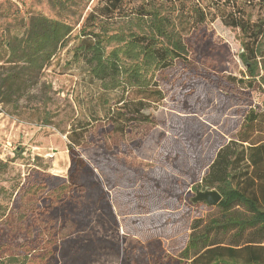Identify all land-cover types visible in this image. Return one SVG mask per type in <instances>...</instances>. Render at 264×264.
<instances>
[{"label":"rangeland","instance_id":"obj_1","mask_svg":"<svg viewBox=\"0 0 264 264\" xmlns=\"http://www.w3.org/2000/svg\"><path fill=\"white\" fill-rule=\"evenodd\" d=\"M77 1L63 11L52 0H0V34L21 32L28 17L37 13L73 27L68 41L42 69L31 94L0 103V261L26 264V247H34L42 255L40 264H182L174 260L180 258L191 222L201 218L203 224L222 213L215 205L190 206L187 200L194 190L184 187L194 179L197 163L219 134L234 131L245 105L264 108V80L262 90L237 98L211 83L212 75L245 72L239 57L241 33L224 25L222 15L235 4L251 21H262L264 0H198L209 18L185 36L191 67L158 74L166 100L143 110L156 124L147 126L141 138L109 137L107 126H95L92 138L82 136L86 145L77 152L87 170L99 177L104 198L82 195L67 186L72 127L93 124L92 115L103 118L108 105L120 96V88L105 90L76 58L78 29L97 0ZM145 27V20L132 17L109 24L106 31L128 38ZM122 45L123 41L109 40L106 52ZM257 55L260 66L264 36ZM120 57L126 66L138 65L145 80L156 74L151 65L142 63V56L121 53ZM258 72L264 77L263 69ZM165 142L170 146L176 142L178 149L171 146L158 157ZM179 148L187 154L195 149L200 159L189 160ZM92 177L80 170L87 191ZM231 212L246 213L241 205ZM213 241L229 242L233 237L231 232L216 233Z\"/></svg>","mask_w":264,"mask_h":264},{"label":"trees","instance_id":"obj_2","mask_svg":"<svg viewBox=\"0 0 264 264\" xmlns=\"http://www.w3.org/2000/svg\"><path fill=\"white\" fill-rule=\"evenodd\" d=\"M52 2L64 11L69 4L78 1ZM231 9L222 15V22L238 28L241 33L239 57L245 65V72L216 78L212 75L214 80L211 83L223 88L225 95L237 98L262 90L264 77L258 70H264V64L259 66L257 51L264 36V20L251 21L238 5L233 4ZM208 16L209 11L198 0H97L90 7L78 29V41L74 47L76 58L87 65L91 76L105 90L120 88V96L111 106L108 105L103 118L92 115L93 124L86 122L72 127L68 135V187L82 195L105 197L99 177L87 170L77 148L86 145L95 126L98 129L107 126L109 137L121 140L146 135L145 128L154 126L156 119L144 113V108L150 104L163 105L166 100V91L158 74L173 73L179 66L191 67L185 36L207 23ZM132 17L146 21L144 31L130 33L128 38L119 33H107L109 24ZM72 28L65 21L37 13L28 17L21 32L0 34V103H12L31 94L42 69L68 41ZM109 40L123 41L124 45L106 52ZM121 53L127 57L142 56V63L156 70L151 81L142 77L138 65L126 66ZM238 118L234 131L220 133L205 157L200 159L197 156L200 152L195 149L187 154L179 148V153L185 154L189 160L200 159L194 179L184 188L194 191L216 189L221 200L215 206L222 213L203 224L201 218L191 222L186 237L182 239L180 258L174 260L176 263L264 264V108L247 104ZM179 123L184 125L183 121ZM166 142L158 157L164 156L171 146L173 151L178 149L176 142L171 146ZM103 144L106 146V142ZM80 170L94 176L88 191V185L80 181ZM187 202L194 205L190 200ZM235 205H241L246 213L231 212ZM107 208L109 210L110 206ZM229 232L233 241H213L216 233ZM41 258L36 248L26 247V264H40ZM0 264H7V259L1 260Z\"/></svg>","mask_w":264,"mask_h":264},{"label":"water","instance_id":"obj_3","mask_svg":"<svg viewBox=\"0 0 264 264\" xmlns=\"http://www.w3.org/2000/svg\"><path fill=\"white\" fill-rule=\"evenodd\" d=\"M221 200V194L214 188L196 189L190 202L193 204L203 202L207 205H215Z\"/></svg>","mask_w":264,"mask_h":264}]
</instances>
